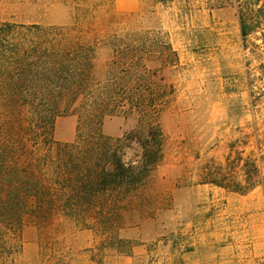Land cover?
I'll return each instance as SVG.
<instances>
[{
	"label": "rangeland",
	"instance_id": "rangeland-1",
	"mask_svg": "<svg viewBox=\"0 0 264 264\" xmlns=\"http://www.w3.org/2000/svg\"><path fill=\"white\" fill-rule=\"evenodd\" d=\"M0 22L81 24L82 36L101 40L99 79L111 59V36L156 32L180 59L164 71L175 94L158 119L165 135L163 158L125 212L117 230L123 243L108 242L69 219L47 226L26 216L21 232L8 235L0 264H119L123 257H132L131 264H187L194 231L205 219L209 232L224 228L213 217V204L229 192L264 195V176L255 167L259 159L264 165V148L253 127L250 92L264 67V0H0ZM242 23L251 32L248 38ZM78 124L77 115L59 117L55 138L74 142ZM141 125L137 116L116 114L104 120L101 131L117 138ZM125 154L127 162L139 160V141ZM203 182L209 185L199 187ZM203 206L210 208L207 217Z\"/></svg>",
	"mask_w": 264,
	"mask_h": 264
},
{
	"label": "trees",
	"instance_id": "trees-1",
	"mask_svg": "<svg viewBox=\"0 0 264 264\" xmlns=\"http://www.w3.org/2000/svg\"><path fill=\"white\" fill-rule=\"evenodd\" d=\"M72 27L0 22V250L25 217L43 225L69 219L123 243L125 212L163 158L158 121L175 94L164 71L180 59L156 32L111 36L104 79L96 76L101 40ZM244 38L251 33L242 23ZM79 118L74 142L55 138L56 120ZM116 114L137 116L141 128L110 137L101 127ZM139 160L127 162L133 140Z\"/></svg>",
	"mask_w": 264,
	"mask_h": 264
},
{
	"label": "crops",
	"instance_id": "crops-1",
	"mask_svg": "<svg viewBox=\"0 0 264 264\" xmlns=\"http://www.w3.org/2000/svg\"><path fill=\"white\" fill-rule=\"evenodd\" d=\"M201 184L199 187L209 185L206 182ZM225 195L221 204L211 206H217L215 211L211 208L213 217L221 219L219 225L224 228L209 232L205 219L207 225L204 223L194 231L187 264H264V195L254 192ZM203 196L205 202L209 201L206 192ZM214 197L212 202H215ZM202 211L207 217L210 208L203 206ZM137 249L133 247L135 255L139 254ZM132 261V257H123L118 263L131 264Z\"/></svg>",
	"mask_w": 264,
	"mask_h": 264
},
{
	"label": "built area",
	"instance_id": "built-area-1",
	"mask_svg": "<svg viewBox=\"0 0 264 264\" xmlns=\"http://www.w3.org/2000/svg\"><path fill=\"white\" fill-rule=\"evenodd\" d=\"M262 68V71L258 73L254 80L250 83V92L253 100L252 103L253 108L255 109L253 127L254 129L256 128L255 135L258 139H260V149L264 148V67ZM259 108L263 112L258 113ZM255 167L260 169L262 171V175L264 176V165L262 160L259 159L255 161Z\"/></svg>",
	"mask_w": 264,
	"mask_h": 264
}]
</instances>
